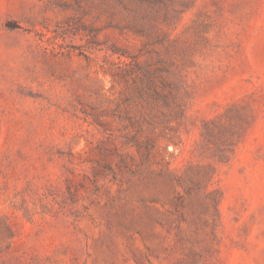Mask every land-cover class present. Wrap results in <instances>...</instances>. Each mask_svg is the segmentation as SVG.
<instances>
[{
  "label": "rangeland",
  "instance_id": "obj_1",
  "mask_svg": "<svg viewBox=\"0 0 264 264\" xmlns=\"http://www.w3.org/2000/svg\"><path fill=\"white\" fill-rule=\"evenodd\" d=\"M0 264H264V0H0Z\"/></svg>",
  "mask_w": 264,
  "mask_h": 264
}]
</instances>
